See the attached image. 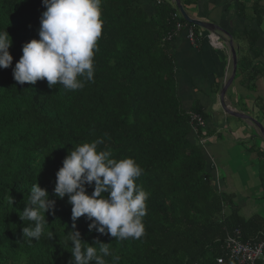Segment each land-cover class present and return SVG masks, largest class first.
<instances>
[{
	"label": "trees",
	"instance_id": "trees-1",
	"mask_svg": "<svg viewBox=\"0 0 264 264\" xmlns=\"http://www.w3.org/2000/svg\"><path fill=\"white\" fill-rule=\"evenodd\" d=\"M101 8L94 82L70 91L46 80H14L23 45L39 38L46 9L43 0H0V31L12 37L14 58L0 68V264H69L72 205L67 196H55L56 173L74 146L96 139L111 158L140 164L137 184L149 193L148 214L145 234L123 241L90 231L82 216L75 224L84 241L109 243L119 264H219L218 258L235 264L228 260L229 238L264 241V218L243 217L235 195L214 183L203 143L208 115L198 103H183L172 42L164 40L175 30L174 8L160 2L151 14L139 0H102ZM37 182L56 203L54 213L45 214L49 223L40 240L29 242L22 228L31 222L19 212ZM93 190L88 186L89 194ZM49 231L54 238H47ZM105 259L112 264L111 256Z\"/></svg>",
	"mask_w": 264,
	"mask_h": 264
},
{
	"label": "clouds",
	"instance_id": "clouds-1",
	"mask_svg": "<svg viewBox=\"0 0 264 264\" xmlns=\"http://www.w3.org/2000/svg\"><path fill=\"white\" fill-rule=\"evenodd\" d=\"M164 2L178 11L185 23L193 25L184 20L175 0ZM101 4L102 0H43L46 10L40 17L39 38L23 45L22 56L13 69L14 80L20 85L46 80L50 88L62 85L70 91L94 82V56L104 23ZM213 37L216 35L210 36L209 41L212 38L214 46H221ZM12 44L7 29L0 31V68L12 65ZM231 65L232 54L228 59V66ZM102 143L103 139H96L74 146L56 173L54 194L60 199L67 196L72 205L74 223L66 232L65 241L71 245L69 264H108L105 257L109 256L112 264H119L120 257L111 252L109 243L82 239L75 224L82 216L90 221V231L110 235L116 241L140 239L145 234L143 218L148 214L149 193L137 184L143 169L132 157L111 158L110 151L99 148ZM93 184L94 190L89 194L87 188ZM55 203L39 182L31 186L25 207L19 212L22 221L31 222L22 228L23 239L40 240L49 223L45 214L50 210L54 213ZM47 238H54L52 231Z\"/></svg>",
	"mask_w": 264,
	"mask_h": 264
},
{
	"label": "crops",
	"instance_id": "crops-1",
	"mask_svg": "<svg viewBox=\"0 0 264 264\" xmlns=\"http://www.w3.org/2000/svg\"><path fill=\"white\" fill-rule=\"evenodd\" d=\"M139 1L153 13L155 0ZM185 1L181 0L191 19L215 23L225 33L198 27L195 44L188 41L184 30L172 41L168 40L172 42V55L180 76L179 95L186 107L198 103L208 115L204 151L218 190L235 195L243 217L264 218L260 181L264 136L254 127L237 125L227 134L216 126L217 120L224 125L219 93L232 74L228 68L231 50L227 34H230L240 51L234 81L225 93V100L236 112L253 111L264 127V0H189L188 4ZM213 34L222 47L209 41Z\"/></svg>",
	"mask_w": 264,
	"mask_h": 264
},
{
	"label": "water",
	"instance_id": "water-1",
	"mask_svg": "<svg viewBox=\"0 0 264 264\" xmlns=\"http://www.w3.org/2000/svg\"><path fill=\"white\" fill-rule=\"evenodd\" d=\"M175 2H176L178 9L181 11V13L184 17V20L186 22L193 24L197 27L204 28L205 30H208V31H222V32H224V30L215 23L191 19L188 16V14L186 13L181 0H175ZM226 33H228V32H226ZM227 36H229V38H230L229 46H230V50H231V54H232V65H231V67H229V69L232 70V74H231V77L229 78L227 84L222 87V89L220 90V93H219L220 105L222 106V109H223L222 113L225 115V117H224V128H226L228 131H231L232 126L235 127L238 125V128H239V127H242L244 125L246 129H251V127L256 128L257 130H259L261 135L264 136V127L260 123V121H258V119L254 116L255 113L253 111L244 112V113L243 112H236V111L232 110L230 106H228V104L225 100V93L227 92L229 86L234 81V77L236 74V68H237V64H238V59H237L238 48L234 47V40H233L232 36L230 34H227ZM227 117L233 118L234 121L230 120ZM236 121H238L239 123Z\"/></svg>",
	"mask_w": 264,
	"mask_h": 264
},
{
	"label": "built area",
	"instance_id": "built-area-1",
	"mask_svg": "<svg viewBox=\"0 0 264 264\" xmlns=\"http://www.w3.org/2000/svg\"><path fill=\"white\" fill-rule=\"evenodd\" d=\"M157 3L164 2L165 0H155ZM173 2V0H171ZM173 18L176 20V28L173 32H169L164 40H172L174 36H177L181 30L186 33V38L192 44L196 43L198 38V32L194 25H189L182 20V17L178 11H175ZM212 41V38H210ZM212 43V42H211ZM215 45V44H213ZM198 122L204 125V121L201 118H197ZM229 251L228 260L235 264H259L264 260V241L252 244L250 242H242L239 238H229ZM218 263L224 262L223 258H218Z\"/></svg>",
	"mask_w": 264,
	"mask_h": 264
},
{
	"label": "rangeland",
	"instance_id": "rangeland-1",
	"mask_svg": "<svg viewBox=\"0 0 264 264\" xmlns=\"http://www.w3.org/2000/svg\"><path fill=\"white\" fill-rule=\"evenodd\" d=\"M232 96H235V95L232 93ZM229 119L232 120V121H234V119L231 118V117H229ZM216 126H218V127L220 126L222 128V129H220V131L226 132L227 134L229 133V131L226 128H224L223 123H220V120H217ZM234 130H235V127L232 126L231 131H234Z\"/></svg>",
	"mask_w": 264,
	"mask_h": 264
}]
</instances>
